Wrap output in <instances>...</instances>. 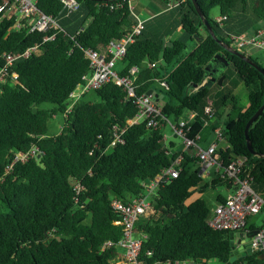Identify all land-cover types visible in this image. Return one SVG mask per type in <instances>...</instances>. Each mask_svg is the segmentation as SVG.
Wrapping results in <instances>:
<instances>
[{
    "label": "trees",
    "instance_id": "trees-1",
    "mask_svg": "<svg viewBox=\"0 0 264 264\" xmlns=\"http://www.w3.org/2000/svg\"><path fill=\"white\" fill-rule=\"evenodd\" d=\"M79 1L80 8L67 14L61 0H38L44 12L58 17L63 29L42 44L41 54L15 61L11 70L19 74L16 81L9 75L0 83V264H116L113 259L118 248L104 247L108 239L118 240L123 233L118 222L122 214L113 207L112 199L129 201L144 193V183L179 154L173 151V140H164L163 128L148 127L145 121L128 126L123 141L112 145L115 125L126 126L137 112L134 99L114 80L86 91L67 110L71 92L84 82L83 75L90 69L86 48L103 52L111 39L126 34L136 20L133 0ZM163 2L170 28L163 26V14L162 19H151L150 26L147 23L129 44L121 66H116L118 72L126 74L138 65L139 92L157 90L154 85L166 81L167 86L158 89V99L165 90L177 102L167 101L161 106L163 112L177 119L186 111H197L192 128L196 132L203 128L209 99L218 116L230 107L231 100L237 102L230 99L231 92L225 87L228 74L224 68L220 97L214 95L215 83L192 90L207 76L205 66L216 54H224L245 81L248 104L243 107L232 102L223 121L231 146L220 151L226 161L233 154L245 155L243 173L252 174L253 187L262 192L264 110L249 129L252 145L262 155L250 151L245 127L264 103V74L212 36L192 0H181L171 7L167 0ZM197 2L218 37L231 44L239 42L242 32L252 36L251 29L257 32L261 28H252L248 13L250 19L264 20V0ZM215 7L227 15L223 23L212 15ZM13 21L0 12V66L5 52L16 53L43 39L44 33L31 32L27 26L12 27ZM245 24V30L241 29ZM153 25L154 30L150 29ZM178 28L183 29L182 35L167 40ZM242 51L263 65L251 52ZM92 90L99 99H84ZM46 102L52 106L44 107ZM59 111L64 113L63 124L53 133L49 122ZM211 125L214 127V121ZM33 146L38 147L37 154L14 162L20 151ZM197 163L195 155L184 152L180 174L162 181L151 196L153 213L141 215L135 225L142 238L141 256L169 264H206L212 260L264 264V258L259 257L262 251L233 249L232 232L209 224L214 207L201 193L210 185L214 188L227 181L215 173L211 182L205 180ZM215 198L220 201L225 195L217 192ZM257 227L251 224L249 230ZM233 252L237 258L232 261Z\"/></svg>",
    "mask_w": 264,
    "mask_h": 264
},
{
    "label": "built area",
    "instance_id": "built-area-1",
    "mask_svg": "<svg viewBox=\"0 0 264 264\" xmlns=\"http://www.w3.org/2000/svg\"><path fill=\"white\" fill-rule=\"evenodd\" d=\"M179 1L181 0H167L168 7L176 5ZM61 2L67 14L77 11L81 5L79 0H61ZM131 6L136 20L126 34L119 38L111 39L103 52L92 47L86 48V54L90 58V69L83 75L84 82L80 83L71 92L67 110L86 91L99 88L105 82L114 80L117 84L123 86L129 97L134 99L137 112L134 117L127 120L126 126L115 125L112 145L123 141V134L128 126L143 121L146 122L148 127L154 128H163L169 125L172 131L182 138V146L177 150L173 149V151L179 152L178 156L154 178L144 183V193L134 196L129 201H123L119 198L112 199L113 207L122 214V220L118 222L123 225V233L118 240L108 239L104 243V247L115 245L118 248V253L113 259L116 264H169V262H161L159 260L148 261L141 256L142 238L137 235L135 225L141 215L146 214L148 210L154 211L151 204V196L156 192L160 183L180 174L184 152H190L197 157L202 176L205 177L215 173L225 178L227 181L225 186L233 188L231 192L225 195L223 200L216 202L213 214L209 219V224L213 228L227 229L231 232L243 231L246 233L245 227L247 226L249 216L264 209V195L253 187V175L243 173L246 163L245 155L233 154L229 161H226L222 155L220 150L227 149L231 145L226 140L224 125H221L219 119L214 121V127H212L214 137L209 143L203 144V128L196 132H193L192 129L198 116L197 111H190V116H179V118L173 120L157 104L154 92H139L137 83L138 65L131 66L126 74L122 75L118 72L116 67L118 61L126 55L129 44L134 42L137 36L145 29L147 21L146 18H143L138 12L134 11L133 1H131ZM0 12H3L4 16L8 18L14 19L12 27L21 28L27 26L31 32L38 31L44 33L42 41H36L16 53H4L5 61L0 66V83H2L9 75L13 81H16L19 74L15 70H11L15 61L21 57L41 54L43 52L42 44L54 38L57 34L56 30H62L63 27L56 15L48 14L38 6V0H2ZM226 17L227 15L225 14H219L215 18L218 22L223 23ZM262 45H264V39H260L259 35L239 36L241 50L245 47L255 48ZM149 64L154 66L156 62H149ZM206 80L207 77L202 82ZM159 82L161 86H167L166 81ZM200 84H196L192 90L198 89ZM204 111L206 117L203 120V127L210 125L212 118L216 115L212 99H209ZM166 139L167 134H164V140ZM37 152V146H33L25 152L20 151L15 156L14 162L26 160L29 156L37 154ZM13 163L9 168L12 167ZM257 229V232L250 238L253 245L252 249L264 252V221ZM176 264H186V262L176 261Z\"/></svg>",
    "mask_w": 264,
    "mask_h": 264
},
{
    "label": "rangeland",
    "instance_id": "rangeland-1",
    "mask_svg": "<svg viewBox=\"0 0 264 264\" xmlns=\"http://www.w3.org/2000/svg\"><path fill=\"white\" fill-rule=\"evenodd\" d=\"M177 2V1H176ZM175 2V3H176ZM168 4V3H167ZM133 5L135 10L143 17L148 19L149 15H152L153 13H155L156 11H159L161 9H165V3L163 2V0H149V2H146L145 0H133ZM220 13V10L218 7L213 8L212 10V15H218ZM168 12H165L162 16V18H167L168 16ZM250 13L247 14L248 16V20H252L253 19V27L255 26V28L261 26V28L257 31L259 32L261 29H263V32H261V34L259 35L260 39H264V20H254V18L250 19ZM155 25L152 26V30L155 29ZM181 30V29H180ZM180 30H176L170 37H167V40H169L170 38H177L179 36V33L182 31ZM250 32L252 34H257L256 31H254L253 29L250 30ZM192 42V41H191ZM233 45L236 48L241 49V47L239 46V42L234 41ZM242 49H246L249 52H251L254 56L258 57L259 60L262 62V64L264 65V45L262 46H257L255 48H242ZM225 72L228 74L227 75V79H226V83H225V87L229 88L232 97L230 99H236L237 102H235L234 100H229L231 103L229 104L231 107L232 102L245 107L248 104V89L247 86L245 84L244 79L241 77V75L239 74V72L235 69L234 65H232L231 63H229L228 65H226V67H224ZM154 87L157 89L155 90V92H159V88H163V86H161L160 83H156L154 85ZM224 86L221 84H218L217 82H215L214 86H213V92L214 95L216 97H220L222 94V90H223ZM84 99L87 100H98V96L96 95V93L92 90L90 92H88L86 95H84L83 97ZM70 99V98H69ZM167 101H171L173 103H176L177 100L176 98L172 97L171 95L167 94L165 92V90L160 92V98L158 100H156L157 104L159 106H164L165 103ZM44 107H51L52 104L51 103H44L43 104ZM229 106L225 107L224 110L222 111L221 116L215 115L212 121H217L218 118H220V123L221 125H223V121L228 117L229 113L231 112V108ZM232 114H234V112H232ZM183 117H187L190 116V111H186L183 115ZM171 118L173 120H175V116L172 115ZM63 120H64V113L59 111L55 114V116L50 120L49 125H50V131L51 132H56L59 131L61 129V126L63 124ZM220 123H218L220 125ZM164 129V134H167V139L165 140L167 143L170 140H173L176 144L177 147L182 146V138L179 136H175L174 132L172 131L171 127L169 125H166L163 127ZM202 135H203V139L202 142H208L210 141L213 137H214V132H213V128L212 125H207L205 127H203L202 129ZM205 144V143H204ZM198 166V163H197ZM205 180L211 182V178L212 175H207L204 177ZM228 191V188H226L225 184H219L216 188L212 187V185H210L207 190L203 193H201L202 197H204L207 202L214 207L216 204V193L217 192H221V193H226ZM264 195V193H263ZM149 213H153V210H148L146 215H148ZM264 221V209L260 210L257 213H254L252 215L249 216L248 218V226H250L251 224H255L256 226H260L263 224ZM245 248L243 249L242 252H251L252 251V241L251 239H248L245 241L244 243ZM215 260L209 261L206 264H215Z\"/></svg>",
    "mask_w": 264,
    "mask_h": 264
},
{
    "label": "water",
    "instance_id": "water-1",
    "mask_svg": "<svg viewBox=\"0 0 264 264\" xmlns=\"http://www.w3.org/2000/svg\"><path fill=\"white\" fill-rule=\"evenodd\" d=\"M197 12L201 15V17L203 18L205 25L208 27V29L210 30L212 36H214V38H216L218 40L219 43H221L227 50H229L230 52L240 56L241 58H244L245 60H247L249 63H251L252 65H254L258 70H260L263 74H264V66L261 65L259 62H257L256 60H254L253 58H251L247 53L243 52L241 49L236 48L233 44L224 41L223 39L219 38L217 33L214 30L213 25L211 24V22L207 19V17L204 15V12L202 11V9L200 8L197 0H192ZM195 37H197V34L195 35ZM215 63L214 62H210L209 64H207L205 66V70L207 72V80L205 82H201V84L199 85V89L205 87V86H211L213 85V83L217 82L218 84H223V80L225 78V73L221 74V71L223 70L225 65H228L230 63L229 59H227L224 54H216L214 57ZM221 62H223L221 64ZM221 64V66L219 65ZM154 92V88H150L148 90V93H153ZM155 97L158 99V93H154ZM34 110H36V108H34ZM264 110V103L256 110V112L249 118V120L247 121L246 127H245V134L247 137V143L249 146V149L251 152L256 153L258 155H262L259 152H257L253 145H252V141L249 135V129L250 126L252 125V123L254 122V120L262 113V111ZM257 228L254 230H250L247 231L246 233H244L243 231H235L232 232V238H231V243H232V247L233 249L236 246L235 244V237H237L238 239H240L239 241H242V237L245 236L243 238V245L241 246V249L244 248V243L246 240L250 239L251 236L257 232ZM260 258H264V252L259 254ZM237 258V254L235 252L232 253L230 260H235Z\"/></svg>",
    "mask_w": 264,
    "mask_h": 264
},
{
    "label": "crops",
    "instance_id": "crops-1",
    "mask_svg": "<svg viewBox=\"0 0 264 264\" xmlns=\"http://www.w3.org/2000/svg\"><path fill=\"white\" fill-rule=\"evenodd\" d=\"M146 2H149V0H145ZM135 9V8H134ZM166 9H161V10H159V11H156L155 13H153L152 15H149L148 17V19H150V20H148L147 19V21H146V24L148 23V25L150 26V22L149 21H151V19L152 20H154V19H162L161 18V16L160 15H162L163 14V11H165ZM220 14V13H219ZM218 14V15H219ZM218 15H215V17H217ZM154 17V18H153ZM162 21H164V25L163 26H166L167 27V29L168 28H170V26H171V22H166V20H165V18H163L162 19ZM157 22H158V20H157ZM161 26V25H160ZM231 27H233L232 25H231ZM242 26H240V28H241ZM163 28H165V27H163ZM244 28H246V24L241 28V29H244ZM182 31H181V30ZM177 30H180L181 32L179 33V36L180 35H182V33H183V29L182 28H178ZM245 30V29H244ZM261 32H263V29H261L257 34H254V35H260L261 34ZM246 33H248L247 31H244V32H242V34H241V36L242 35H247ZM253 36V35H252ZM121 60H119L118 61V63H117V67H120L121 66V62H120ZM154 93H158V92H155V90H154ZM174 135L175 136H177L175 133H174ZM211 141V140H210ZM210 141H208V142H204L205 144H207V143H209ZM203 143V142H202ZM203 143V144H204ZM181 146H179V147H177L176 145H175V147L173 148L174 150H177V149H179ZM226 188H228V191L226 192V193H223L224 195H226L227 193H229V192H231L232 191V187H228V186H226ZM259 192H261V191H259ZM262 194L264 193V190L261 192ZM216 197V196H215ZM250 228H249V226H248V224H247V226L245 227V230H247V231H250L249 230ZM245 236H243L242 237V241H239L240 239H238L237 237H235V244H236V246L239 248V250H242L243 251V249L245 248V245H244V248H242L241 249V246L243 245V238H244ZM252 251H253V249H252ZM216 262H215V264H223L221 261H218V260H215Z\"/></svg>",
    "mask_w": 264,
    "mask_h": 264
},
{
    "label": "flooded vegetation",
    "instance_id": "flooded-vegetation-1",
    "mask_svg": "<svg viewBox=\"0 0 264 264\" xmlns=\"http://www.w3.org/2000/svg\"><path fill=\"white\" fill-rule=\"evenodd\" d=\"M215 60H216V59H214V61H213L214 63H215ZM222 63H223V62H221V64H222ZM221 64H219V65L221 66Z\"/></svg>",
    "mask_w": 264,
    "mask_h": 264
}]
</instances>
